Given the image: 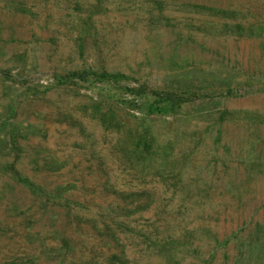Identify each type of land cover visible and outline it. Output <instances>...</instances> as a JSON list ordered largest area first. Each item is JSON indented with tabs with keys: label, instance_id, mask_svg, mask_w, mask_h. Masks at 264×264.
<instances>
[{
	"label": "rangeland",
	"instance_id": "rangeland-1",
	"mask_svg": "<svg viewBox=\"0 0 264 264\" xmlns=\"http://www.w3.org/2000/svg\"><path fill=\"white\" fill-rule=\"evenodd\" d=\"M0 264H264V0H0Z\"/></svg>",
	"mask_w": 264,
	"mask_h": 264
},
{
	"label": "trees",
	"instance_id": "trees-1",
	"mask_svg": "<svg viewBox=\"0 0 264 264\" xmlns=\"http://www.w3.org/2000/svg\"><path fill=\"white\" fill-rule=\"evenodd\" d=\"M94 76L97 79H99L100 81H118L121 78H125V75L119 72H107L105 70H93L90 68H86V69H82L80 71H73V72H69L64 76H60V78L64 79V78H76L78 80H85V78L87 76ZM168 102H166L167 106H169V109H172L175 105H177V103L175 102L174 99H169L166 100ZM147 113H151V111L149 109H147L146 111ZM28 185V187L32 190L35 189V185L31 182L26 183Z\"/></svg>",
	"mask_w": 264,
	"mask_h": 264
}]
</instances>
